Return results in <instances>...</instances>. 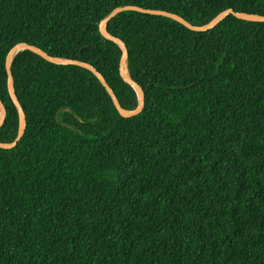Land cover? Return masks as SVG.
I'll list each match as a JSON object with an SVG mask.
<instances>
[{
  "label": "trees",
  "instance_id": "obj_1",
  "mask_svg": "<svg viewBox=\"0 0 264 264\" xmlns=\"http://www.w3.org/2000/svg\"><path fill=\"white\" fill-rule=\"evenodd\" d=\"M124 5L194 25L264 15V0H0V142L19 131V42L93 65L138 106L99 28ZM107 29L145 94L135 115L84 66L13 59L26 128L0 147V264H264V20L200 31L131 9Z\"/></svg>",
  "mask_w": 264,
  "mask_h": 264
},
{
  "label": "water",
  "instance_id": "obj_2",
  "mask_svg": "<svg viewBox=\"0 0 264 264\" xmlns=\"http://www.w3.org/2000/svg\"><path fill=\"white\" fill-rule=\"evenodd\" d=\"M131 9L142 11V12H147V13H151V14H162V15H165V16H168V17H171V18H174L176 20L181 21L187 27H189L193 30H200V31L208 30V29L214 27L217 23L222 21L228 14H233L238 18L247 19V20H264V15H260L257 13L235 11L234 9L229 8V9L223 11L222 13L218 14L210 22H208L204 25H194V24L188 22L182 16H180L176 13L166 11V10L143 8V7H139L136 5H124V6H118V7L114 8L106 17H104L100 21L99 28H100V31L105 38H107L109 40H113L114 42L119 44V46L122 49V56H121V60H120L121 75L125 81H127L128 83H130L132 86L135 87V89L138 93V96H139L138 106L134 110H128V109H125L121 106L113 88L108 84L105 77L93 65H91L87 62L78 60V59H70V58L52 56L34 44H29L26 42H19V43L15 44L10 49V51L8 52L7 57H6V69H7V73H8V89H9V93H10V95H11V97H12V99H13V101H14V103H15L18 111H19V116H20L19 131H18V134H17L16 138L14 139V141L9 142V143L8 142H0V147L11 148V147L15 146L19 142L21 137L23 136V134L25 132V128H26V114H25L24 109L20 103V100L18 99V96L16 94L15 87H14V81H13V74H12L13 59L19 51L24 50V49H30V50L40 54L41 56H43L47 60L54 62V63L76 64V65L84 66V67L90 69L100 79L102 84L106 87V89H107L108 93L110 94L116 108L118 109V111L120 112L121 115L131 116V115H135V114H137L143 110L144 104H145L144 91H143L142 87L130 77L129 72L124 71V63L127 60V56H128L127 46L124 43V41H122L120 38L112 35L107 29L108 21L111 20L116 14H118L120 11L131 10ZM5 116H6V107H5L4 103L2 102V100H0V126L4 122Z\"/></svg>",
  "mask_w": 264,
  "mask_h": 264
},
{
  "label": "bare ground",
  "instance_id": "obj_3",
  "mask_svg": "<svg viewBox=\"0 0 264 264\" xmlns=\"http://www.w3.org/2000/svg\"><path fill=\"white\" fill-rule=\"evenodd\" d=\"M124 71H125V72H129V71H128V63H127V60H126L125 63H124Z\"/></svg>",
  "mask_w": 264,
  "mask_h": 264
}]
</instances>
